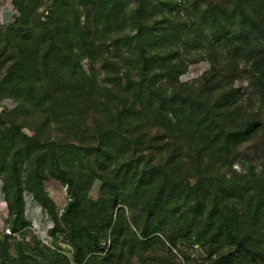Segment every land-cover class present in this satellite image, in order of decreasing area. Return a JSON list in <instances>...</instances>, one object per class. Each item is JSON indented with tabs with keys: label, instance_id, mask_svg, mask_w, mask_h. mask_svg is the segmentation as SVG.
Here are the masks:
<instances>
[{
	"label": "rangeland",
	"instance_id": "1",
	"mask_svg": "<svg viewBox=\"0 0 264 264\" xmlns=\"http://www.w3.org/2000/svg\"><path fill=\"white\" fill-rule=\"evenodd\" d=\"M11 1L17 27L25 21L20 9L30 13L29 20L36 18L29 12L35 0ZM39 2L36 13L44 20L60 0ZM64 2L68 3V20L75 22L74 11L81 27L98 30L100 53L93 62L97 81H105L111 70L124 74L135 61L134 43L129 42L135 36L130 19L138 0ZM229 2L144 0L143 9L144 14L156 12L150 23L158 22L154 27L165 28L163 19L178 16L187 27L195 21L196 30L195 3L203 12L208 6L228 8ZM98 3L107 7L98 10ZM113 4L125 8L126 22L120 31H113L117 29L113 26L106 35L104 20ZM185 31L177 38L169 37V42L177 40L170 49L178 47V60L191 63L171 91L208 99L210 105L237 93L236 105L224 109V124L238 130L252 123L254 131L247 141L237 139L228 154L213 149L198 154L196 135L172 133L167 124L165 128L140 123L118 128L111 105L89 108L84 101L70 105L55 100L57 97L39 105L26 92L1 95L0 116L19 130L7 134L10 127L0 125L5 137L0 142V264H264V60L256 55L262 47L253 40L247 46L238 41L236 47L222 50V55L187 52L181 44L195 39L196 34L186 37ZM5 38L0 32V50ZM11 64L0 63V84ZM89 66L87 59L80 61L82 71ZM216 74L225 78L223 89L208 94L203 90L213 86ZM216 107L215 114L221 112ZM21 136L38 144L40 150L30 157L25 158L24 153L14 157L25 150ZM51 144H55L59 166L72 187L56 173L46 155ZM9 147L11 151L3 158V150ZM106 148L111 149L108 159ZM151 160L154 165L171 166V183L165 189L160 190L163 173L152 182L145 174L143 166ZM103 175L113 188L104 184ZM160 191L161 201L150 209V198ZM15 197L20 204H14ZM74 202L78 205L70 211ZM21 207L23 216L16 219L13 208ZM226 229L233 232L235 241L226 235Z\"/></svg>",
	"mask_w": 264,
	"mask_h": 264
},
{
	"label": "trees",
	"instance_id": "2",
	"mask_svg": "<svg viewBox=\"0 0 264 264\" xmlns=\"http://www.w3.org/2000/svg\"><path fill=\"white\" fill-rule=\"evenodd\" d=\"M39 1L35 0L29 10L36 17L34 20H29L30 13L25 14L23 9H20L25 16L24 25L17 27L13 21L3 32L6 38L0 50V63L7 61L12 64L0 84V96L6 93L12 96L26 92L27 96L31 100L35 99L39 105L44 101H52L55 97H57L55 100L68 102L70 105L84 101L89 108L96 106L103 109L111 105L114 110L112 120L118 124V128L123 124L136 123H140L141 126L165 128L164 125L167 124L172 133L196 135L198 139L195 141L200 147L198 154L207 149H213L215 153L228 154L230 147L238 142L237 139L247 141V137L254 131L252 123L245 124L238 130H230L224 124V118H227L224 109L236 105L239 98L235 92L225 95L223 100L210 105L208 99L180 96V91L177 89L171 91L173 89L171 85H177V77L184 73L191 63L184 62V59L178 60L180 56L178 47L174 50L170 49L176 47L177 40L169 42V39L177 38L179 33H184V29L186 37L194 32L196 38H187L189 40L181 44L182 48L187 52L204 50L209 56L215 53L222 55V50L231 46L236 47L238 41L247 46L254 40L262 47L256 55L264 60V0H230L228 8L218 7L215 10L208 6L203 12H199L195 3L194 16L198 15L195 17L198 21L196 30H193L195 21L191 20L190 27H187V23H183L181 21L183 19L178 16L174 19H163L162 21L168 25L165 28L154 27L158 22H154L153 25L150 23L157 15L156 12L144 14L147 12L143 9L144 0H138L139 5L130 19L135 36L129 42L134 43L135 61L129 65L124 74L116 75L111 70L110 74H107L110 76L101 82L97 81V73L93 67L95 57L100 53V45L97 42L98 30L91 32L88 27H81L78 15L74 11L75 22L68 20L66 18L68 3L64 0L51 6L47 16L41 20L36 13ZM103 5L98 3V10ZM104 7H107V4ZM114 8H117L115 4L106 13L103 34H110L113 26L117 27L113 31H120L126 22L125 8H122L121 4L116 10ZM188 15L192 16V14ZM188 15L184 17L186 20ZM181 26L182 29L178 31ZM85 59L88 60L90 68L82 71L80 61ZM212 77L215 82L213 86L203 90L208 94L222 90L225 82V78L218 74ZM261 77L264 78L263 75ZM215 107H219L221 112L215 114L213 112ZM106 110L108 112V109ZM0 125L10 127V130L6 131L7 134H16L19 130L18 127L5 123L1 116ZM22 141L26 144L25 150L15 153L14 157L19 158L23 153L25 158L30 157L29 155L40 150L38 144L32 145L27 138L22 137ZM0 142H5L1 131ZM54 147L55 144L48 146L46 155H49L56 173L72 187V181L66 178L59 166ZM110 150L106 148V159L111 155ZM10 151L11 147L4 149L3 158ZM45 156L41 158L44 159ZM143 167L151 182L163 173L165 180L160 185V190L171 183L170 164L154 165L151 160ZM136 168L140 169L139 163ZM103 177L106 181L104 184L110 189L113 188L108 176L103 175ZM197 185L196 183L192 187ZM162 195L163 192L160 191L151 197L148 207L150 209L157 207ZM14 204H20V199L15 197ZM77 205L74 202L69 206V210L75 211ZM13 209L15 218L21 219L22 207ZM4 229H8L7 226ZM81 230L89 235L86 228L82 227ZM225 233L231 240H236L231 230L226 229ZM93 238L99 246L97 238Z\"/></svg>",
	"mask_w": 264,
	"mask_h": 264
},
{
	"label": "crops",
	"instance_id": "3",
	"mask_svg": "<svg viewBox=\"0 0 264 264\" xmlns=\"http://www.w3.org/2000/svg\"><path fill=\"white\" fill-rule=\"evenodd\" d=\"M14 7L11 0H0V32H4L14 21ZM0 199L2 196L0 194Z\"/></svg>",
	"mask_w": 264,
	"mask_h": 264
}]
</instances>
